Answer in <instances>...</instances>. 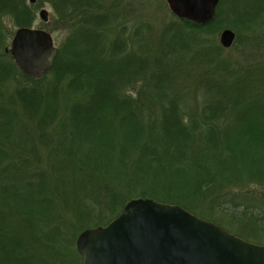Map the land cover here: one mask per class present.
<instances>
[{
  "label": "trees",
  "instance_id": "obj_1",
  "mask_svg": "<svg viewBox=\"0 0 264 264\" xmlns=\"http://www.w3.org/2000/svg\"><path fill=\"white\" fill-rule=\"evenodd\" d=\"M237 1L138 46L142 30L127 35L121 0H0V264H82L77 236L133 199L178 205L264 245V195L246 191L264 186V71L237 67L199 36L231 29L232 51L262 31L263 0L243 11ZM44 5L66 41L35 80L9 43ZM205 201L240 229L191 209Z\"/></svg>",
  "mask_w": 264,
  "mask_h": 264
},
{
  "label": "water",
  "instance_id": "obj_2",
  "mask_svg": "<svg viewBox=\"0 0 264 264\" xmlns=\"http://www.w3.org/2000/svg\"><path fill=\"white\" fill-rule=\"evenodd\" d=\"M177 19L204 26L219 0H164ZM33 3V0H31ZM46 9L38 12L48 22ZM235 34L219 35L224 49ZM9 53L18 69L38 80L49 70L55 47L52 36L34 28L17 29ZM82 264H264V245L247 242L191 214L178 205L133 199L105 226L83 231L76 240Z\"/></svg>",
  "mask_w": 264,
  "mask_h": 264
},
{
  "label": "rangeland",
  "instance_id": "obj_3",
  "mask_svg": "<svg viewBox=\"0 0 264 264\" xmlns=\"http://www.w3.org/2000/svg\"><path fill=\"white\" fill-rule=\"evenodd\" d=\"M231 2L233 3V0H222V7H221L222 11H224L225 13L227 12L230 13L234 7L233 5H231ZM237 2H239L238 5L241 10L255 9V7H251V6L248 7L249 3L246 0H241ZM121 5L124 6L127 10H129L128 15L126 17V22L128 23L127 35L130 37L136 28H141L142 30L143 34L137 37V39L141 41V43H139L140 45L138 46H141L145 43V40H142V38L144 37L146 39L148 38L149 40H151L152 44L156 43L158 46L161 37H163L162 34L164 29L166 30V28L174 27L182 30L183 28L182 25H180V21L174 18L173 15L169 12L168 7L164 0H121ZM41 9H46L48 11L49 13L48 22L47 23L41 22L39 19H37V22L33 26V28L44 30L49 34H51L53 38L55 50L57 49L61 50L62 45L66 41V32L61 27V25L58 24L57 21H54L53 19L50 20L52 15V9L48 5L42 6L37 11V15ZM252 17L253 16L249 15L246 18L251 19ZM42 23L47 24V26L45 28H42L40 26ZM223 30H225V28L219 30V32L215 34V36H212L213 34L207 35L206 32L202 31L199 36L208 38L211 41H213V43L220 45L219 35ZM240 37L241 38H239V50L234 49L230 51V49L233 48L235 41L237 40L236 33H235V40L231 48L224 49L220 45V47L223 49L224 52L222 53L223 58L224 57L229 58V61L233 62L239 68L244 66H250L247 65V62H250L253 63L252 67H254L255 64L256 71L259 69H262V71H264L263 69L264 68V29L262 31H259L258 33L255 32L248 35L243 33L240 35ZM134 47L137 48V46ZM154 51L155 49L153 50V52ZM183 88H185V84L183 85L182 89ZM177 90H179L178 87ZM187 99H189L188 96ZM187 102L191 103L190 100H187ZM42 157H44L42 161V165L46 167V165H48L46 159L47 155L43 153ZM246 191H250L251 193H254L256 195H264V186H258V185L250 186L246 189ZM207 205H208V201L201 203H194L192 204L191 209L195 213L201 216L206 217L207 215H212L211 219H214L215 222L216 221L219 222L221 226L227 228V230L229 231L230 230L237 231L236 229L238 228L240 229L239 225L230 224L228 221L225 220V218L222 219L220 213L216 211V209L214 211H210L211 214H208ZM209 221L211 222V220Z\"/></svg>",
  "mask_w": 264,
  "mask_h": 264
},
{
  "label": "bare ground",
  "instance_id": "obj_4",
  "mask_svg": "<svg viewBox=\"0 0 264 264\" xmlns=\"http://www.w3.org/2000/svg\"><path fill=\"white\" fill-rule=\"evenodd\" d=\"M11 43V42H10ZM127 50H129L130 49V45H128V47L126 48Z\"/></svg>",
  "mask_w": 264,
  "mask_h": 264
}]
</instances>
